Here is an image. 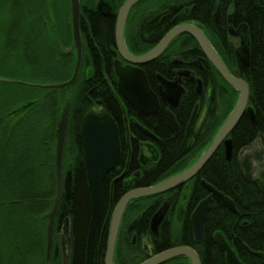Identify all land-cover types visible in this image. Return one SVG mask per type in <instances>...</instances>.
Segmentation results:
<instances>
[{"label": "flooded vegetation", "instance_id": "flooded-vegetation-1", "mask_svg": "<svg viewBox=\"0 0 264 264\" xmlns=\"http://www.w3.org/2000/svg\"><path fill=\"white\" fill-rule=\"evenodd\" d=\"M126 1L128 0H94L93 6L88 7L81 0L82 62L75 85L79 78H82L85 92L82 105L78 108L72 106L67 132L68 136L70 125H74L80 153L78 158L80 167L73 162L65 173L66 176L72 174V194L74 184L80 178L90 199L82 133L87 116L90 114L98 118L110 116L117 126L121 150L119 163L106 174L103 183L102 210L96 229L93 264H142L163 252L182 246L191 248L198 256L200 264H228L227 253L220 246V237L242 264H264V244L254 247L249 243L250 238H244L242 235L243 232L254 228L249 221L236 218L235 224L227 226L229 229L218 226L215 228L214 225L211 229H206L209 212L211 220L216 216V210L224 209L237 216L240 212L236 203L223 192L213 186L234 202L235 210L228 208L220 197L210 192L203 185V181H207L201 176V172L215 154L224 149L225 159L236 160L241 176L246 182L256 183L264 177L260 170L257 177L254 173L249 175L252 179L249 182L239 167V157L243 149L255 143L262 133H259L249 145L238 150L234 148L233 132L240 121L246 116L252 123L256 121L255 113L249 108V101L246 112L237 126L223 140L214 156L200 172L176 187L128 201L119 223L114 247L111 249L114 217L122 200L137 190L155 187L178 177L195 166L239 100L238 97L234 107H231L232 86L225 81L199 43L187 33L178 35L162 53L146 63L130 62L122 54L120 47H124L133 56L142 57L157 49L176 27L195 26L205 33L229 72L241 78L239 71L231 64L227 43L217 40L214 32L216 24L219 25L224 20L225 12L221 4L223 0L212 2L215 4V1H219L212 14L215 26L194 19L196 8L201 4L199 0H142L129 11L123 43L120 44L117 28L120 10ZM219 6L220 16L217 21L215 13ZM232 11L233 6L228 12ZM225 18L226 26L236 27L231 20V14ZM54 30L56 29L52 22V36L55 37ZM233 30L234 34L231 33L228 37L230 44L235 45L236 61L249 67L251 51L249 65L246 66L238 50L250 48L245 46V41L239 35L238 31L241 30L239 28ZM72 45L73 34L67 46L60 44L59 47L62 54L74 60L76 65L77 50L66 53ZM55 46L52 44V47ZM116 61H120L123 66H132L144 71L148 88L158 100V110L154 114L138 111L120 94ZM86 67L89 68L87 75L83 74ZM175 99L179 100L177 105ZM211 125H218L212 136L207 132ZM55 137L56 131L52 140L53 149ZM228 140L232 142L230 158L225 146ZM261 143L264 145L262 140ZM70 155L74 158L73 150H70ZM52 160L56 175L54 151ZM65 174L63 169V178ZM209 197L210 205L204 222L203 236L200 237L194 227V214L200 203ZM71 198L72 196L69 199ZM89 201V218L87 221L83 220L80 225L76 219H71L69 214L65 213L66 216L63 217L60 208L56 219L50 264H58L57 260L61 256L63 264H87L92 220L91 200ZM228 212L224 215L230 219ZM67 218H70L68 245L63 232ZM162 264H192V260L186 256H176Z\"/></svg>", "mask_w": 264, "mask_h": 264}, {"label": "trees", "instance_id": "trees-1", "mask_svg": "<svg viewBox=\"0 0 264 264\" xmlns=\"http://www.w3.org/2000/svg\"><path fill=\"white\" fill-rule=\"evenodd\" d=\"M23 1V2H22ZM29 0H0V42L7 47H30L29 52L40 55L37 52V47L44 48V52L52 54V44L56 45L55 55L57 66L53 69H65L68 73L67 80H69L74 72L75 61L62 54L60 44L61 33L57 22V0H38L35 5L29 7L27 4ZM201 4L196 8V19L199 22L207 23L215 26L212 14L217 8L218 2L212 3L213 0H199ZM209 1L211 3H209ZM26 4H25V3ZM41 2V4H40ZM85 5L92 7L94 0H83ZM204 2H207L204 4ZM70 3V0H69ZM44 4V7H43ZM204 4V5H203ZM224 14V20L214 27L216 39L227 43L229 53L231 54V64L239 71V76L243 78L250 87L249 108L255 113L256 121L252 123L249 117H244L235 131L233 132V142L235 150L242 146L249 145L259 133L264 135V55H263V31H264V0H223L221 2ZM31 6V5H30ZM233 6L232 13L228 12L229 8ZM24 9V13L32 14L30 18L23 19L20 15H16L17 11ZM31 11V12H30ZM54 12V13H53ZM52 14L55 15L56 29H58L60 37L52 36ZM231 14V20L234 21L236 27H228L225 16ZM35 16V17H34ZM15 17V18H14ZM37 17V18H36ZM14 20V21H12ZM70 21V20H69ZM28 24L34 27L35 31L30 29L28 33V41H22L25 32L23 24ZM67 25L69 32V43L72 40L71 23ZM21 26V27H20ZM239 28L241 31L239 35L245 41V46L250 48L251 59L250 66L245 67L240 62L236 61L235 45L230 44L229 34H234L233 29ZM65 30V29H64ZM37 32V34H35ZM35 34V35H34ZM36 37H38L36 39ZM36 41V42H35ZM229 44V45H228ZM34 49H33V48ZM45 47H48V49ZM61 64V67H60ZM42 65V64H41ZM52 66V65H51ZM41 67L39 74L48 73L52 71V67ZM58 72V71H57ZM42 75V74H41ZM46 75V74H45ZM79 99L77 95L73 96V108L76 105L80 107L84 101V86H80ZM49 96L44 99V102L37 100L36 102L24 103L18 107L14 105L19 104L16 100V95L12 94L5 100L0 98V136H7L11 134H18L13 142H10L7 155L9 164H12V177L0 179V264H8L7 250L8 240L4 234L7 229V218L5 213L8 210L13 213L15 223L30 222L33 228L26 230L20 229L17 233L18 249L15 251L14 264H46V244L47 233L46 223L43 217L51 210L53 199L56 193V178L52 174V151H50L48 167L51 170L49 179H41L36 161H33L32 140L36 137L37 120L41 124L51 126V135L49 142L52 145V137L54 140V133L58 126L62 107L66 102V97L52 96L56 93L52 88H48ZM66 89V88H64ZM232 105L236 104L239 92L231 87ZM8 100V101H7ZM13 106H7L10 101H13ZM47 100V101H46ZM71 106V108H72ZM19 113V114H16ZM20 115V116H19ZM19 116V117H15ZM217 126L211 125L207 130L208 134L212 136L216 131ZM53 129V131H52ZM6 134V135H5ZM67 140L70 142V150L74 153V162L77 167H80L78 158L80 156L79 146L77 145L76 131L74 125H70ZM17 144V148L13 146V153H11L10 145ZM1 145V142H0ZM69 150V153H70ZM14 154V155H13ZM14 156L13 159L11 158ZM36 157V156H35ZM32 159V161H31ZM3 166L0 165V170ZM21 169V170H20ZM21 171V172H19ZM201 176L210 185L217 190L223 192L230 197L239 208L240 214L231 215L224 209L216 210V216L211 220V212L207 216L206 229L217 226L223 229L231 223H234L238 218L249 221L253 224V229L242 233L244 238H250L249 243L256 247L264 244V177L259 179L256 183L246 182L239 171L236 160L227 161L225 159L224 149H220L210 163L201 172ZM11 178V179H10ZM7 191L5 189L8 187ZM82 180L77 179L74 184V191L71 199L64 198L61 211L64 214H69L71 219H76L78 225L83 220L87 221L90 213V201ZM24 212V213H21ZM229 215L227 219L224 213ZM237 218V219H236ZM232 219V220H231ZM235 224V223H234ZM233 224V225H234ZM232 225V224H231ZM42 228V229H41ZM260 236V237H259ZM259 237V238H258ZM251 245H249L251 247Z\"/></svg>", "mask_w": 264, "mask_h": 264}, {"label": "water", "instance_id": "water-1", "mask_svg": "<svg viewBox=\"0 0 264 264\" xmlns=\"http://www.w3.org/2000/svg\"><path fill=\"white\" fill-rule=\"evenodd\" d=\"M140 1L142 0H128L120 10L117 28L118 40L120 44L123 43V33L127 15L131 8ZM219 16L220 6L218 7L217 12L215 13V18L217 21L219 20ZM80 18L81 0H70V21L73 34V45L68 51H66V53H70L74 49H76L78 53V58L72 78L65 83L48 86L49 88H66L68 91H70V89L78 79L82 62V36ZM182 33L189 34L199 43V45L202 47L208 57L213 61L214 65L216 66L222 77L225 79V81L239 92V100L233 112L231 113L225 124L222 126V128L219 130L214 141L206 150V152L201 156L200 160L195 166H193L188 171L184 172L182 175H179L178 177L169 179L155 187L137 190L129 194L122 200L114 217L111 249L112 247H114L119 223L128 201L131 199L140 198L143 196L162 192L166 189L176 187L182 182L187 181L189 178L200 172L204 168V166L209 162V160L214 156V154L222 144L223 140L237 126L247 109L248 101L250 98V87L248 83L242 78L234 76L229 72L223 61L212 48L205 33L198 27L190 25H181L179 27H176L164 38V40L161 42L157 49H155L148 55H144L142 57H136L129 54L124 47H120V50L122 51V54L125 56V58L130 62H133L135 64L146 63L149 60L156 58L160 53L164 51V49L171 43L174 38H176ZM238 54L243 60L244 64L248 66L250 59V50L239 49ZM116 73L119 77V91L125 100H127L131 105H133L138 111L145 114H154V112L158 110V100L148 88L146 76L143 70L132 66H123L120 61H116ZM0 83L28 85L26 83L2 78H0ZM175 101L177 105L179 100L175 99ZM71 106L72 98L70 96H67L66 102L62 107L58 126L56 129V194L53 199V205L51 210L43 217V221L46 223L47 233L46 264H50L51 262L56 219L61 208L63 197L65 196L69 199L72 195V174L69 173L65 179L63 178V160L70 120ZM82 133L85 142V161L88 173L89 193L92 209V220L88 241L87 264H93L95 235L102 210L103 183L106 174L119 163L121 150L118 139L117 126L110 116L98 118L90 114L84 120L82 126ZM261 140L264 142V136L262 134H260L259 139L255 143L243 149L239 157L240 170L243 176L249 182L252 181V179L249 178V175H251L252 173H254L255 177L258 176V171L260 170L264 174V145L261 143ZM225 146L228 158H230L232 154V142L230 140L226 141ZM203 185L214 195L220 197V199H222V201L228 208L235 210V204L230 198L225 197L222 193L217 191L213 186L209 185L205 181H203ZM210 200L211 197H209L205 201H202L194 214V227L198 236L200 235V237L203 236L204 222L207 211L209 209ZM63 232L66 240V245H68V239L70 235V218L66 219ZM220 246L227 253L228 264H242L237 258L236 254L232 250H230V248L225 243L222 237H220ZM176 256H186L192 260V264H200L198 256L194 253L191 248L187 246L170 249L142 264H162ZM109 257L111 258V254Z\"/></svg>", "mask_w": 264, "mask_h": 264}, {"label": "rangeland", "instance_id": "rangeland-1", "mask_svg": "<svg viewBox=\"0 0 264 264\" xmlns=\"http://www.w3.org/2000/svg\"><path fill=\"white\" fill-rule=\"evenodd\" d=\"M37 1L38 0H29L28 1L29 4L27 5L29 7H32L33 5H35ZM57 2H58L57 3L58 4L57 22H58V25L60 24L59 30H60V33L62 34L61 41H63L64 46H67L69 44V38H70L68 28H67L68 22H70L69 21L70 3H69V0H57ZM43 7H44V4H43ZM32 14L24 13V9H23L21 11H17L16 15H20L23 19H26L27 17L28 18L32 17L33 16ZM55 20H56V17L54 14H52V21H55ZM22 26H23L22 27L23 29L21 30L25 32V36H23L22 41H28L29 38H27V35L28 33L31 32L30 29L35 31V28L34 27L31 28L30 25L26 23L23 24ZM35 34H37V32ZM37 38L38 37H36V39ZM7 46L8 45H3L0 42V78L9 79V80L17 81V82L26 83L28 85H36V86L0 83V98H2V100H5L8 97H10V95L15 94L17 97L16 100L20 101L18 105H14L15 107L16 106L18 107L19 105H23L24 103L36 102L37 100L44 102V99H46L47 96H49L50 94L48 93L49 91L48 86L62 84V83L67 82L68 73L65 71V69H62V68L61 70L53 69L54 67L58 65L56 58H58L59 55L58 54L55 55V52H54L56 47H52V54L50 52L46 54V52L43 53L44 48L39 46L37 47V52L40 55L36 56V54L29 52L28 49H30V47H7ZM46 48L48 49V47H45V49ZM44 66L46 68H49L51 66L52 71L45 73L46 75L41 73L42 74L41 75L39 73L45 72L46 69L41 70V71H39V69H42L41 67H44ZM60 67H61V64H60ZM88 73H89V68L87 67L84 68L83 74L87 75ZM82 81H83L82 78H79V81L77 82V84L76 85L74 84L72 88L70 89V91L64 88H52V90L56 92V93H52V96L54 95L59 96V97L70 96L73 99V96L77 95V98L79 99V95L81 94L80 86L82 84ZM78 99L76 100V105H75L76 107H77ZM13 102L14 100L10 101V103H8L7 106L9 105L13 106V104H15ZM74 104H75V100H74ZM74 104L72 103V105ZM71 111H72V108H71ZM70 116H71V113H70ZM36 120H37V130L35 134L36 137L31 142V145L33 148V156L34 154L36 155V153L38 152L39 146L41 147V145H43L41 128L42 129L44 128V124L40 123L39 116L36 117ZM17 135L14 134V137H11L12 136L11 134H8L5 137L2 135L0 136V142H1L0 165L3 166V169L0 170V179L4 177L9 178L13 176L11 172L12 164H9L8 162L9 158L7 155V149H9L8 147H9L10 142H13V140H15L14 138H16ZM13 146L17 148V144L15 143V141L12 145H10V147H12L10 148V150L12 149L10 154L13 153V150H14ZM69 147H70V142L66 138V146H65L64 160H63L64 174L66 173L67 170L70 169L71 167L70 165L73 164L74 162L73 155H70L69 153V150H70ZM13 155L11 157L12 159L14 157ZM37 157H38V154H37ZM37 157H35L36 162L38 160ZM13 162H15L14 159H13ZM52 170H53L52 174L54 176L53 167H52ZM65 178H66V174H65L64 179ZM8 188H9V184H8V187L5 189V191H7ZM64 198L65 196L63 197V200ZM21 213H24V212L21 211ZM5 218H7V221H8L6 222L7 229H5L4 231V234L8 240V250H7L6 259L8 258V264H14L15 263L14 261L15 251L18 249V246H19L18 241H17L16 232H19L20 229H23L24 234H25L26 230H29V228H33V225H31L30 222L29 223L20 222L18 224L15 223L14 221H12L14 219L13 213L9 212L8 210L5 213ZM62 260H63V257L61 256V258L57 260V263L63 264Z\"/></svg>", "mask_w": 264, "mask_h": 264}, {"label": "bare ground", "instance_id": "bare-ground-1", "mask_svg": "<svg viewBox=\"0 0 264 264\" xmlns=\"http://www.w3.org/2000/svg\"><path fill=\"white\" fill-rule=\"evenodd\" d=\"M69 20H70V15H69ZM52 22L54 23L55 29H56V23H55V21H52ZM70 23H71V21H70ZM54 34H55V36L60 37V34H59L58 29L54 30ZM69 80H67V81H69ZM16 114H19V113H16ZM19 116H15V117H19ZM41 130H42V141H43V145H41V147L39 146L38 152L36 153L35 156L37 157V154H38V157H37L38 160L36 162V165L38 167L39 175H40L41 179L44 178L43 180L46 181V179H49L50 178V175H51V170L48 167V162H50L49 161L50 151H54L55 152V156H56V149L55 148L53 149V146L49 142L50 135H51V126L45 124L44 125V128L43 129L41 128ZM52 131H53V129H52ZM35 156L33 157V161H35ZM54 176L56 178V175L55 174H54Z\"/></svg>", "mask_w": 264, "mask_h": 264}]
</instances>
